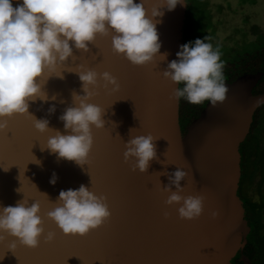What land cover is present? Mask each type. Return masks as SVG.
<instances>
[{
  "label": "water",
  "instance_id": "95a60500",
  "mask_svg": "<svg viewBox=\"0 0 264 264\" xmlns=\"http://www.w3.org/2000/svg\"><path fill=\"white\" fill-rule=\"evenodd\" d=\"M160 2L146 0L149 16L152 6ZM12 3L16 7L23 0ZM161 11L164 15L154 22L160 53L168 54L166 60L157 56L154 63L134 66L113 52L111 36L98 35L86 53L73 47L74 58L58 68L64 79L53 76L44 85L48 96L56 95L57 99L30 103L29 112L37 119H48L50 128L70 134L59 116L67 107L75 106L73 90L84 93L78 75L68 71L74 72L83 64L117 78L118 91L112 92L111 85L108 90L101 86L96 89L99 94L89 101L105 110L106 122L103 129L92 128L90 165L81 168L74 161L58 159L47 149L42 151L48 137L55 133L38 132L31 118L15 115L8 119V131L0 132V207L15 206L22 199L29 205L39 201L44 235L54 232L55 238L45 243L42 236L39 247L32 249L5 233L0 241V264H232L238 253L241 262L253 264L244 254L251 228L238 194L242 177L240 146L250 134L255 112L264 105V93L253 94L264 74L248 73L226 83V100L216 107L208 102L183 135L180 99H169L179 85L166 80L162 72L169 62L178 59L176 54L184 45L187 0L172 11L166 7ZM99 83L103 85L104 81ZM52 105L56 111L49 115ZM149 133L161 137L155 141L156 152L159 161L168 165L154 159L147 173L133 172L124 162V143L130 136ZM177 167L189 172L181 181L185 188L181 195L206 197L198 219H180V205L164 204L168 194L162 193L160 186L168 185L169 180L157 172L172 173ZM53 172L58 176L55 185L49 182ZM82 184L96 195L107 197L111 217L83 237L65 235L46 213L55 207L61 190H76ZM18 188L21 192L16 191ZM165 211L169 213L167 219ZM212 211L219 212L216 219H212ZM13 242L17 246L11 250Z\"/></svg>",
  "mask_w": 264,
  "mask_h": 264
},
{
  "label": "clouds",
  "instance_id": "9594fccd",
  "mask_svg": "<svg viewBox=\"0 0 264 264\" xmlns=\"http://www.w3.org/2000/svg\"><path fill=\"white\" fill-rule=\"evenodd\" d=\"M182 2L161 0L152 6L149 16L146 0L140 3L134 0H23L16 7L12 0H0V132L8 131V119L13 116L29 117L38 132L55 133L48 137L42 151L47 149L58 159L74 161L81 168L90 165L89 155L94 143L92 128L103 129L106 122L103 119L105 110L89 101L99 94L96 89L101 86L108 90L111 85L112 92L118 91L117 78L107 71L98 73L85 68L83 64L74 72L68 71L78 75L84 93L80 95L73 90L72 104L75 106L67 107L59 116L65 132L70 134L50 128L48 119H37L29 112L30 103L37 99L56 100V95L48 96L44 85L53 76L64 79L58 68L74 58L73 47L86 53L88 45L95 44L98 35L111 36L113 52L134 66L154 63L157 56L166 60L168 54L160 53L161 43L154 21L164 15L161 9L166 7L172 11ZM209 39L197 38L182 45L176 54L178 59L167 64L163 77L175 85H183L173 88L170 100L178 101L183 97L194 105L209 101L212 107L226 100L229 89L221 53L219 48L214 49L211 43L205 42ZM100 80L104 81L103 85ZM55 111V105L48 109L49 115ZM160 138L149 133L130 136L124 143V162L130 164L133 172L147 173L154 159L168 165L157 156L155 141ZM35 163L41 162L36 159ZM157 173L169 180L168 185L160 186L161 192L168 194L164 204L180 205L177 209L180 219H198L203 214L206 197L203 194L181 195L185 191L181 181L189 172L177 167L172 173L166 170ZM57 180L53 172L50 184L55 185ZM16 191L21 192L20 188ZM54 203L55 207L46 216L65 235L83 237L111 217L107 197L96 195L83 184L76 190H61ZM40 213L39 201L29 205L26 199L17 201L15 206L0 207V241L5 239L3 234L6 233L16 238L20 245L32 249L39 247L42 236L45 243L51 242L55 233L44 235ZM163 215L165 219L169 217L167 211ZM218 216V211L211 212L212 219ZM16 246L13 242L9 249L14 250Z\"/></svg>",
  "mask_w": 264,
  "mask_h": 264
},
{
  "label": "trees",
  "instance_id": "16d2710c",
  "mask_svg": "<svg viewBox=\"0 0 264 264\" xmlns=\"http://www.w3.org/2000/svg\"><path fill=\"white\" fill-rule=\"evenodd\" d=\"M210 1L187 0L184 44L194 42L197 38L209 37L210 39L205 42L211 43L214 49L219 48L220 50L221 61L224 64L225 83H231L248 73L263 72L264 74V43L262 44V40L245 43L241 49L227 48L217 42V27L213 22ZM263 93L264 75L253 91L254 95ZM208 102L204 101L194 105L185 98H180L179 123L183 135L186 134L188 126L199 117ZM240 153L242 177L238 194L243 200L245 219L251 228L244 254L253 264H264V105L255 112L250 134L241 144ZM258 173L261 176L258 186L261 198L255 201L246 194V190L254 184ZM232 264H244L240 261V254L232 260Z\"/></svg>",
  "mask_w": 264,
  "mask_h": 264
},
{
  "label": "rangeland",
  "instance_id": "374dc122",
  "mask_svg": "<svg viewBox=\"0 0 264 264\" xmlns=\"http://www.w3.org/2000/svg\"><path fill=\"white\" fill-rule=\"evenodd\" d=\"M210 9L217 27V42L224 47L241 49L252 41L264 43V0H211ZM260 180L258 173L254 184L246 190L255 201L261 198Z\"/></svg>",
  "mask_w": 264,
  "mask_h": 264
},
{
  "label": "flooded vegetation",
  "instance_id": "af4514ba",
  "mask_svg": "<svg viewBox=\"0 0 264 264\" xmlns=\"http://www.w3.org/2000/svg\"><path fill=\"white\" fill-rule=\"evenodd\" d=\"M238 254H240V253H238ZM238 254H237V255H238ZM240 258H241V254H240Z\"/></svg>",
  "mask_w": 264,
  "mask_h": 264
}]
</instances>
